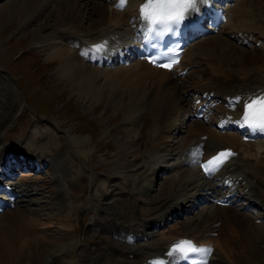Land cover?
<instances>
[{"label": "bare ground", "instance_id": "bare-ground-1", "mask_svg": "<svg viewBox=\"0 0 264 264\" xmlns=\"http://www.w3.org/2000/svg\"><path fill=\"white\" fill-rule=\"evenodd\" d=\"M210 3L224 10L229 21L247 13L243 4H230L229 0H210ZM138 4L139 0H8L1 8L8 26L46 11L39 28L45 29L46 42L54 48L51 60H59L62 77L69 82L76 79L72 84L81 91L91 81L93 71L99 78L105 74L102 72L121 70L127 86L121 95H114L117 97L114 103L117 109L132 103L126 110H137L130 126L138 130L127 131L121 162L116 163L114 172L123 176L127 187L118 177L110 178L106 192L95 199V214L83 232L79 253L87 264H148L155 259L166 261V252L174 242L189 239L212 248L208 264L261 263L264 260L259 257L264 256V247L258 246L259 235L255 232L264 231V224L254 223L250 216L252 222H246V214L240 213L239 207L247 210L248 206L259 203L264 208V142L255 141L257 135H263L237 126L235 121L241 115L242 103L233 108L229 102L237 96L264 92V64L246 68L241 71L242 76L231 73L232 69L221 71L216 54H227L230 44L220 35L205 38L199 46L206 50V64L213 76L193 88L195 95L189 101V93L182 92L185 66L181 65L186 57L196 56L197 43L186 47L183 58L171 70L137 59L135 46L143 29ZM204 6L199 3L198 11L188 14L189 20L211 33L213 28ZM229 21L226 26L230 25ZM99 44L106 46L96 51L94 46ZM261 47L264 50V45ZM121 60L129 65H119ZM95 64L109 68H98ZM101 87L82 91L80 95L97 104L104 99L101 96L105 97ZM1 91L0 264H71L66 260L67 254H57L63 240L57 243L54 238L60 230L55 232L42 222L60 218V195L52 198L53 211L36 219L18 205L28 200L32 188H24L15 180L13 165L24 167V164L37 161L48 164V161L1 141L21 106L19 103L6 110ZM197 108L203 109V117L213 112L214 121L206 124L195 118ZM145 119L151 125L143 135L139 129L144 127L140 124ZM222 149H230L235 155L207 178L200 170V163ZM163 175L166 181L156 190L154 182ZM140 179L147 182L142 188H128V184H138ZM221 197H227L230 204L221 206L213 201ZM237 201L243 202L238 208ZM184 215L186 219L180 220ZM63 231V237L69 234ZM78 243L74 240L71 247L74 251L69 249L76 257L73 264L79 262L75 256ZM47 254L55 258L48 262Z\"/></svg>", "mask_w": 264, "mask_h": 264}, {"label": "rangeland", "instance_id": "rangeland-1", "mask_svg": "<svg viewBox=\"0 0 264 264\" xmlns=\"http://www.w3.org/2000/svg\"><path fill=\"white\" fill-rule=\"evenodd\" d=\"M7 2L8 0H0V12ZM235 2L243 4L246 15L232 18L230 25H224L218 33L204 34L191 43L193 46L197 43L198 49H195V53H198L196 56H188L190 59L186 57L183 64L188 70L182 83V92L189 93V101L195 95L193 88L208 82L213 76L210 66L206 64V50L199 46L201 42L204 43L205 38L220 35L221 39L230 44L227 54H216L221 71L232 69L234 72L231 73L242 76L241 71H246V68L264 64V50L260 46L264 45V0H234L232 4ZM45 15L46 11L8 26V20L2 12L0 14V91L2 90L5 103L8 104L6 110L21 104L15 121L11 120L1 141L48 161V164L44 161L39 164L38 171L32 169L16 172V180L21 179L22 187L33 189H30L32 195L28 200L18 205L23 210H29V216L36 219L40 214H50L55 206L53 196L60 195L63 214L60 215L61 219L42 222H45L46 226L49 224L55 232L60 230V234L57 233L54 238L57 243L63 240L57 247V254H67L65 259L73 264L72 259L76 258L72 252L75 240L79 242L75 248L78 264H87L84 256L79 253V248L83 244V232L95 214V199L101 198L103 192H106L111 177H118V181H122L127 187L123 176L114 172L115 166L121 162L122 145L128 139L127 131L138 130V127L135 129L130 126V119L132 121L136 118L137 110H126L132 103L124 109L116 108L114 102L117 97L114 95H121L127 86L124 72L121 70L102 72L105 74L99 78L93 71L91 81L85 83L81 91L72 84L76 79L69 82L62 77L63 70L59 66V60H51L54 48L46 42L45 29L39 28V23ZM252 34L258 37L255 41ZM249 40L251 42L248 45L242 43ZM231 59L233 63H229ZM100 86L105 90V97L101 96L104 98L101 102L94 104L89 98L81 97L82 91ZM108 94L112 95L106 97ZM211 117L212 115L208 114L202 122L207 124ZM140 125H144L139 129L144 135L148 132L151 121L145 119ZM165 177L166 175H163L162 178L156 179V190L165 183ZM145 183V179H140L138 184H128V188H142ZM261 208L257 203L256 206L240 212L246 214V222H252L250 216L254 223L264 224V208ZM184 219L185 215L180 218ZM63 230L69 233L65 237ZM255 233L259 235L256 240L258 246L264 247V231L258 230ZM51 254L55 255V252ZM51 254H47L48 262L55 258ZM259 259L264 260V256ZM257 264H264V261Z\"/></svg>", "mask_w": 264, "mask_h": 264}, {"label": "snow or ice", "instance_id": "snow-or-ice-1", "mask_svg": "<svg viewBox=\"0 0 264 264\" xmlns=\"http://www.w3.org/2000/svg\"><path fill=\"white\" fill-rule=\"evenodd\" d=\"M123 2V0H122ZM155 0H146V3L141 5L139 10V19L142 21L143 17L146 15L145 9L148 7V4L154 3ZM184 2V0H180ZM191 3L192 0H187ZM200 4L209 5L210 0H199ZM118 5L117 7H120ZM180 24H176L175 27L179 28ZM166 33H172L175 35L172 26H167L163 29L156 28H146L144 31V37L146 41L151 43L153 39L163 40L166 36ZM106 45L99 44L95 45L94 49L100 51ZM155 47V45H153ZM164 55H167L165 53ZM160 60L163 61V56L160 57ZM149 63H152L158 67L171 70L174 64L178 63V58L172 59L168 62H157L156 58H149ZM242 103L241 115L235 121L237 126L240 128H247L251 133H261L264 134V92L249 94L248 96H237L229 102V106L235 108L237 105ZM235 153L230 149H225L219 151L216 155L212 156L207 160L206 163L201 164V168L206 175L213 174L232 157ZM212 248L210 246H201L196 242L189 239H181L177 242H174L170 249L166 252L168 259H155L149 261L148 264H181L182 261H190L192 255H197L200 257L199 261H196L195 264H208V256L212 253Z\"/></svg>", "mask_w": 264, "mask_h": 264}, {"label": "clouds", "instance_id": "clouds-1", "mask_svg": "<svg viewBox=\"0 0 264 264\" xmlns=\"http://www.w3.org/2000/svg\"><path fill=\"white\" fill-rule=\"evenodd\" d=\"M146 0H139L138 12L141 5L145 4ZM199 0H192L191 3L184 0H155L154 3L148 4L145 9L146 15L142 22L145 28L163 29L167 26H175L181 24L192 11H198ZM169 33H166V35Z\"/></svg>", "mask_w": 264, "mask_h": 264}]
</instances>
